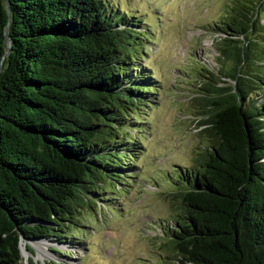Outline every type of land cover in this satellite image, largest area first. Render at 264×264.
<instances>
[{
  "label": "trees",
  "instance_id": "obj_1",
  "mask_svg": "<svg viewBox=\"0 0 264 264\" xmlns=\"http://www.w3.org/2000/svg\"><path fill=\"white\" fill-rule=\"evenodd\" d=\"M6 1L0 264H25L20 243L31 253L33 242H70L80 214L104 201L98 195L106 187L121 192L123 177L138 175H121L137 158L125 145L132 140L126 126L157 89L141 66L146 32L109 0ZM229 5L214 24L231 37L216 46L219 77L203 65L198 73L209 144L195 167L168 177L165 264H264V102L253 100L264 96V0Z\"/></svg>",
  "mask_w": 264,
  "mask_h": 264
},
{
  "label": "rangeland",
  "instance_id": "obj_2",
  "mask_svg": "<svg viewBox=\"0 0 264 264\" xmlns=\"http://www.w3.org/2000/svg\"><path fill=\"white\" fill-rule=\"evenodd\" d=\"M234 1L109 0L117 15L139 21L149 40L141 66L157 92L147 107L137 111L141 117L127 122L132 140L125 145L137 158L134 166L121 172L138 175L124 176L121 192L106 187L98 195L104 201L97 200L93 211L80 214L82 228L70 242L56 243L57 247L45 241L41 248L31 245L32 252L22 256L25 264L166 263L160 226L171 212L165 196L171 188L168 177L195 167L199 151L209 144L199 123L198 73L203 65L219 77L216 46L221 36L231 37L214 31V24ZM260 23L264 27V13ZM252 38L261 41L256 33ZM220 81L230 85L226 78ZM253 100L263 103L264 96L259 93Z\"/></svg>",
  "mask_w": 264,
  "mask_h": 264
},
{
  "label": "bare ground",
  "instance_id": "obj_3",
  "mask_svg": "<svg viewBox=\"0 0 264 264\" xmlns=\"http://www.w3.org/2000/svg\"><path fill=\"white\" fill-rule=\"evenodd\" d=\"M22 245L24 246V243L22 242ZM32 246L34 247H38V248H41V247H44L46 246V243L44 242H33L31 243ZM26 250V249H25ZM27 251V250H26ZM28 252V251H27Z\"/></svg>",
  "mask_w": 264,
  "mask_h": 264
},
{
  "label": "water",
  "instance_id": "obj_4",
  "mask_svg": "<svg viewBox=\"0 0 264 264\" xmlns=\"http://www.w3.org/2000/svg\"><path fill=\"white\" fill-rule=\"evenodd\" d=\"M4 2H5L6 9H7V11H8V4H7V1L4 0ZM24 251L27 252V251L25 250V247L22 245V243H20V252H21V256L24 255Z\"/></svg>",
  "mask_w": 264,
  "mask_h": 264
}]
</instances>
